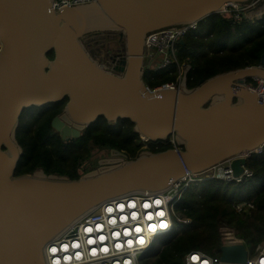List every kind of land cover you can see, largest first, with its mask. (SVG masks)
Here are the masks:
<instances>
[{"label":"water","instance_id":"95a60500","mask_svg":"<svg viewBox=\"0 0 264 264\" xmlns=\"http://www.w3.org/2000/svg\"><path fill=\"white\" fill-rule=\"evenodd\" d=\"M53 1L0 0V264H46L47 245L106 202L166 192L229 161L238 177L248 165L239 158L264 147V103L247 88L264 80V55L260 66L216 75L192 90H152L144 82L147 35L258 0H94L58 11ZM98 34L121 44L113 71L101 66L104 50L96 56L85 45ZM65 99L51 124L64 146L104 118L129 120L143 142L173 148L136 159L111 150L76 180L42 169L17 176L22 114ZM220 253L228 263L248 257L244 245H224Z\"/></svg>","mask_w":264,"mask_h":264},{"label":"trees","instance_id":"16d2710c","mask_svg":"<svg viewBox=\"0 0 264 264\" xmlns=\"http://www.w3.org/2000/svg\"><path fill=\"white\" fill-rule=\"evenodd\" d=\"M264 55V18L255 23L243 21L233 24L229 17L213 15L198 24L178 44L180 62H189L192 70L187 89L196 88L203 80L216 75L248 67L260 66ZM53 59V54L49 55ZM176 69L146 72L145 84L152 90L175 80ZM172 73V74H171ZM68 100L40 108L25 110L21 116L16 139L23 154L16 175L33 174L42 169L47 175L80 178L98 163H91L95 152L117 150L129 159H136L143 147L161 152L173 148L163 144L143 142L129 120L109 124L104 118L86 129L85 135L73 144L64 146L52 129V121L61 115ZM89 166V167H88ZM253 177L242 183H228L214 179L190 185L176 207L190 225L176 224L175 232L163 241L159 251L155 247L141 259V264H185L186 256L194 251L207 255L220 253L224 246L221 228H233L236 236L255 248L264 240V151L248 162ZM251 202L255 209L237 214L233 205Z\"/></svg>","mask_w":264,"mask_h":264},{"label":"built area","instance_id":"2783aa9c","mask_svg":"<svg viewBox=\"0 0 264 264\" xmlns=\"http://www.w3.org/2000/svg\"><path fill=\"white\" fill-rule=\"evenodd\" d=\"M92 1L94 0H54L53 8L58 11L62 7L86 4ZM220 15L232 18V22L235 23H241L243 20L260 21L264 18V0H258L246 6L229 4ZM197 27L198 24H192L179 30H163L147 35L144 49L145 73L176 69L175 80L156 89L187 90V80L192 66L179 61L178 44ZM116 61H107L101 63V66L113 71L117 66ZM253 81L247 85V88L257 93L259 102L263 104L264 96L259 95L264 94V80L255 79ZM173 145L176 146L175 142ZM263 151L264 147L253 153H246L239 159L249 162L254 155H261ZM230 164L231 161L204 175H191L166 192L132 194L106 202L98 210L80 219L47 245L45 249L46 264H54V256L61 259L59 264H141L143 256L155 247L160 238L175 232L176 224H191L190 219H184L176 211L182 195L190 185L201 182L200 180L211 181L214 179L228 183H242L253 177V172L248 166L243 168L242 174L235 177ZM216 172H218L217 178L216 176L209 177ZM157 200L160 201L159 205H152L153 210L156 211L155 217L153 220L148 219L149 213H146L145 203ZM132 201L136 203L135 207H131ZM121 205H124V208H121ZM233 209L237 214L250 215L255 206L251 202H241L234 204ZM135 213H139L138 217H134ZM145 213L146 215H144ZM159 213L163 215L159 216ZM99 225L104 226L102 231L98 230ZM117 233H119L118 236H116ZM221 235L228 241L224 245H244L246 247L248 257L244 263L223 262L221 253L207 255L194 251L186 256L185 264H264V240L254 248L253 252H250L245 241L236 236L233 228L225 225L224 228H221ZM102 236H104L103 240ZM76 239L79 242L78 248L70 247L67 252L62 251L63 243H70ZM120 245L121 247L118 248ZM107 249L108 251L104 252ZM67 255L72 257L68 263L65 261ZM78 255H80L79 258Z\"/></svg>","mask_w":264,"mask_h":264},{"label":"flooded vegetation","instance_id":"af4514ba","mask_svg":"<svg viewBox=\"0 0 264 264\" xmlns=\"http://www.w3.org/2000/svg\"><path fill=\"white\" fill-rule=\"evenodd\" d=\"M114 38L115 37L109 36L108 34L107 35L98 34V35H93V36L91 35V36L87 37L84 40V42H85V45L87 47L98 45L97 47H100V52L104 50L106 53V56H107V58H106V62H107V61H113L112 57H115V55H117V53H119L121 51V44H119L118 40H116ZM89 50L91 51L92 49H89ZM99 55H101V53ZM98 168L99 167L97 166L96 169H98Z\"/></svg>","mask_w":264,"mask_h":264},{"label":"bare ground","instance_id":"6f19581e","mask_svg":"<svg viewBox=\"0 0 264 264\" xmlns=\"http://www.w3.org/2000/svg\"><path fill=\"white\" fill-rule=\"evenodd\" d=\"M258 13H260V12H258ZM159 203H160V201L159 200H157V201H152V202H149V201H147L146 203H145V208L147 209V211H146V213H149V215H148V219H151V220H153L154 219V217H155V210H153V208H152V205H156V206H158L159 205ZM136 206V203L134 202V201H132V203H131V207H135ZM121 208H124V205H121ZM146 213L144 214V215H146ZM138 214L139 213H135L134 215V217H138ZM161 215H163L162 213H159V216H161ZM103 228H104V226L103 225H99L98 226V230L99 231H102L103 230ZM91 230H92V228H91ZM89 231V230H88ZM118 234L119 233H117L116 234V236H118ZM101 239L103 240L104 239V236H102L101 237ZM78 239H76L75 241L73 240L72 242H70V243H63L62 244V251H64V252H67L69 249H70V247L72 248V249H74V248H78V246H79V242L77 241ZM91 243H92V241H91ZM73 245V246H72ZM59 246V247H60ZM74 247V248H73ZM121 247V245L120 246H118V248H120ZM106 251H108V249L107 250H104V252H106ZM78 258L80 257V255H78L77 256ZM71 256H69V255H67L66 257H65V261L68 263L70 260H71ZM59 263H61V259L60 258H57V257H55L54 256V264H59Z\"/></svg>","mask_w":264,"mask_h":264},{"label":"rangeland","instance_id":"374dc122","mask_svg":"<svg viewBox=\"0 0 264 264\" xmlns=\"http://www.w3.org/2000/svg\"><path fill=\"white\" fill-rule=\"evenodd\" d=\"M262 5V4H261ZM222 17H226V15H221ZM231 21H233V19L232 18H229ZM243 21H248V20H243ZM249 23H255V22H257V20H254L253 22L252 21H248ZM233 24H239V23H235V22H232ZM102 44V43H101ZM98 46V45H97ZM96 45H94V46H90V47H88L89 49H92L93 51H94V53L96 54V56H99V54L101 53L100 52V47H97ZM99 49V50H98ZM185 63H189V62H186V61H184ZM183 63V62H182ZM190 64V63H189ZM191 65V64H190ZM176 77V76H175ZM143 151H147V146H144L143 147ZM109 152L108 151H106V150H103V151H99V152H95V154L93 155V160H92V162L91 163H97V162H100V161H105V160H107V159H109ZM89 167V166H88ZM91 170H96V168L94 167V169L93 168H90L89 169V171H91ZM217 175H218V172H216L215 174H212V175H210L209 177L211 178V177H214V176H216V178H217ZM203 178H207V177H203ZM201 182H206V181H204V180H200ZM183 196V195H182ZM224 228V227H223ZM228 241H226L225 239H224V243H227ZM164 244H163V241H157V243H156V245H155V251L157 252V251H159L161 248H162V246H163ZM247 248L249 249V251L250 252H253L254 251V248H251L249 245H247Z\"/></svg>","mask_w":264,"mask_h":264}]
</instances>
